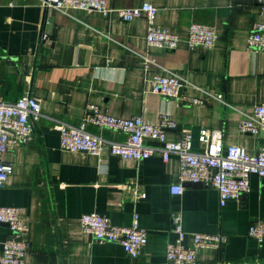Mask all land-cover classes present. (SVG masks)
I'll list each match as a JSON object with an SVG mask.
<instances>
[{
    "label": "crops",
    "instance_id": "obj_1",
    "mask_svg": "<svg viewBox=\"0 0 264 264\" xmlns=\"http://www.w3.org/2000/svg\"><path fill=\"white\" fill-rule=\"evenodd\" d=\"M145 2L158 8L159 26L183 38L193 22L215 25L216 44L190 48L183 40L176 49L153 47L143 17L68 15L42 0H0V102L24 95L42 100L34 138L5 154L12 170L0 187V206L18 207L26 225L25 264H172L167 250L178 238L172 221L176 213L182 217L186 247L193 246L195 233L225 238L220 248H199L196 264L264 263V238L249 232L251 224L264 221L259 175L251 176L247 193L222 206L213 186L186 182L183 192L171 191L181 182L176 154L165 161L157 151L136 160L108 148L94 155L61 146L57 124L80 126L91 103L115 116L140 115L149 122L168 114L177 126L167 129V138L178 141L189 127L195 151L206 148L211 129L222 132L225 145L252 154L264 146V127L258 134L239 129L240 120L264 101V51L247 46L254 22L264 21L257 0H107L112 8ZM147 56L155 58L149 67ZM171 72L183 78L180 95L154 92L152 78ZM186 97L202 102L192 104ZM86 128L108 141L128 138L92 123ZM91 212L121 226L132 225L138 216L148 232L141 256L132 258L122 244L84 232L81 217ZM12 236L9 225L0 223V250Z\"/></svg>",
    "mask_w": 264,
    "mask_h": 264
},
{
    "label": "built area",
    "instance_id": "obj_2",
    "mask_svg": "<svg viewBox=\"0 0 264 264\" xmlns=\"http://www.w3.org/2000/svg\"><path fill=\"white\" fill-rule=\"evenodd\" d=\"M44 6L54 7L59 11L73 15L75 12H113L125 20L132 21L145 18L148 22L147 42L150 46L163 49H176L185 40L190 48H213L218 39L216 26L209 23L193 22L188 35L183 38L167 28L157 24L158 8L151 2L140 6L112 8L107 0H42ZM260 13L264 16V0H257ZM48 34L44 32L42 39ZM249 48L264 51V21H256L247 39ZM155 62V58L146 57V67ZM154 92L167 97H178L183 78L174 72L156 74L152 78ZM221 98L222 95H218ZM192 104L202 102L197 97H186ZM42 100L38 96L24 95L15 102H0V187H2L12 170V164L5 161V154L13 147L30 142L35 135L36 124L42 116ZM92 123L102 128L126 133L125 141H108L87 130L86 124ZM177 122L168 114H162L157 122H149L140 115L120 117L103 110L91 103L87 106V116L80 126L65 122L57 124L61 133V146L72 152H86L101 155L106 148L113 155L122 158L144 160L157 151L165 161L176 154L180 161V183L173 185V193H181L186 182L201 183L218 189L220 203L225 206L228 201L239 198L250 189L253 174L264 180V146L256 153H250L239 145H225L220 130L206 131L207 146L202 151L193 147V133L189 127L182 129V138L171 141L167 138V129L176 128ZM264 127V101L255 105L252 111L240 120L242 132L258 134ZM147 140H154L158 146H151ZM172 221L178 238L168 244L167 258L172 264H196L199 248H220L225 242L220 234L195 233L193 246L183 244L186 232L182 217L173 214ZM0 223H7L13 236L4 242L0 250V264H25L29 244L24 239L25 223L20 216V209L13 206H0ZM81 226L84 232L92 234L97 240L118 242L122 244L132 258H138L148 241L147 229L140 226L138 216L130 226L114 224L106 214L91 212L83 214ZM250 234L264 238V221L250 226Z\"/></svg>",
    "mask_w": 264,
    "mask_h": 264
},
{
    "label": "water",
    "instance_id": "obj_3",
    "mask_svg": "<svg viewBox=\"0 0 264 264\" xmlns=\"http://www.w3.org/2000/svg\"><path fill=\"white\" fill-rule=\"evenodd\" d=\"M187 183H191V182H187ZM192 184V183H191ZM201 184V183H200ZM242 264H264V263H242Z\"/></svg>",
    "mask_w": 264,
    "mask_h": 264
}]
</instances>
